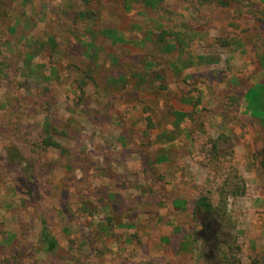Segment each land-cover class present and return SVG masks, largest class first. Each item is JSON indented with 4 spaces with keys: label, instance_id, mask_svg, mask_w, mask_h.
<instances>
[{
    "label": "rangeland",
    "instance_id": "374dc122",
    "mask_svg": "<svg viewBox=\"0 0 264 264\" xmlns=\"http://www.w3.org/2000/svg\"><path fill=\"white\" fill-rule=\"evenodd\" d=\"M253 86L264 0H0V264H264Z\"/></svg>",
    "mask_w": 264,
    "mask_h": 264
},
{
    "label": "trees",
    "instance_id": "16d2710c",
    "mask_svg": "<svg viewBox=\"0 0 264 264\" xmlns=\"http://www.w3.org/2000/svg\"><path fill=\"white\" fill-rule=\"evenodd\" d=\"M217 1L223 4V0H217ZM173 35L178 36V38L180 36L179 34H175V33ZM43 144L46 147L61 148V145L53 141L52 138L45 139L43 141ZM200 208H205L208 212H210L213 206L207 201L206 198L202 197L196 202V209H200ZM41 225L42 227H41V232L39 236V244L41 246V251L46 254H54L59 250V243L57 239L52 235L48 222L45 220H42Z\"/></svg>",
    "mask_w": 264,
    "mask_h": 264
},
{
    "label": "crops",
    "instance_id": "0c3cea01",
    "mask_svg": "<svg viewBox=\"0 0 264 264\" xmlns=\"http://www.w3.org/2000/svg\"><path fill=\"white\" fill-rule=\"evenodd\" d=\"M252 47L251 46H247L245 48L246 52L245 55L247 54V56L244 58L245 63L247 64L249 62V55L248 53H250ZM260 74L259 73V78H260ZM260 84V83H259ZM254 88H251V90H253L252 92L249 91L248 94L250 95V97H253L252 100H249V102L253 105V110H252V114L254 115V117H261L264 116V108H261V102L262 100H253L256 97H259V94L255 93V86H253ZM261 86H259L260 88ZM258 89V88H257ZM260 98V97H259ZM259 105V106H258Z\"/></svg>",
    "mask_w": 264,
    "mask_h": 264
},
{
    "label": "flooded vegetation",
    "instance_id": "af4514ba",
    "mask_svg": "<svg viewBox=\"0 0 264 264\" xmlns=\"http://www.w3.org/2000/svg\"><path fill=\"white\" fill-rule=\"evenodd\" d=\"M205 229H206V231L211 232V233H210V236L208 237V239H209V238H210L211 236H213V234H214V233H212L213 230L211 231V222H208V223L206 224ZM216 246H217V245L214 244L213 247L215 248Z\"/></svg>",
    "mask_w": 264,
    "mask_h": 264
}]
</instances>
